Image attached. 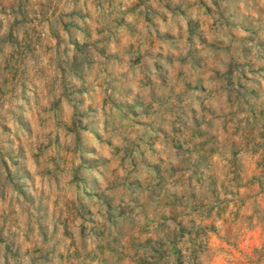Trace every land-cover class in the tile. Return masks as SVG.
<instances>
[{"label": "rangeland", "instance_id": "1", "mask_svg": "<svg viewBox=\"0 0 264 264\" xmlns=\"http://www.w3.org/2000/svg\"><path fill=\"white\" fill-rule=\"evenodd\" d=\"M0 264H264V0H0Z\"/></svg>", "mask_w": 264, "mask_h": 264}]
</instances>
